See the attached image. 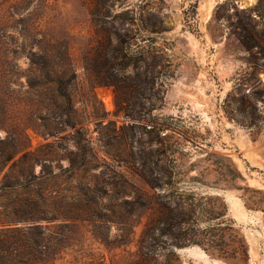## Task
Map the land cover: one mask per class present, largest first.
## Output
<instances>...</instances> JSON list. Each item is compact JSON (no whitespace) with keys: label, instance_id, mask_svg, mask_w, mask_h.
Listing matches in <instances>:
<instances>
[{"label":"rangeland","instance_id":"374dc122","mask_svg":"<svg viewBox=\"0 0 264 264\" xmlns=\"http://www.w3.org/2000/svg\"><path fill=\"white\" fill-rule=\"evenodd\" d=\"M111 11L122 13L124 60L136 67L117 74L116 88L95 66L88 0H0V183H21L0 188V210L27 197L66 216L18 221L32 228L0 233L1 252L37 240L43 264H264V97L254 125L241 112L264 89V0H116ZM27 18L68 31L71 102L22 52L40 38L23 35ZM149 119L163 127L157 135L138 126ZM71 158L95 165L72 173ZM157 201L194 212L175 232L226 251L144 234Z\"/></svg>","mask_w":264,"mask_h":264},{"label":"trees","instance_id":"16d2710c","mask_svg":"<svg viewBox=\"0 0 264 264\" xmlns=\"http://www.w3.org/2000/svg\"><path fill=\"white\" fill-rule=\"evenodd\" d=\"M115 2L116 0H88V13L90 15V25L94 29V34L96 35V45L94 47L96 69L106 75V78L108 77V80L104 81L105 85H111L116 88L119 78L117 74L129 64H131L133 68L136 67L135 62L130 63V61L128 62L124 60L127 58L124 53V40L121 37L122 31L119 27V24L116 23V20L120 17V15H122V13L112 14L111 11L112 8H114ZM124 13L125 12H123V14ZM124 20H127V17H124ZM25 27L27 28L26 34H23L25 37H33L37 31L40 34V38H36L37 43L35 44V49L33 48L34 44H32L28 46V48L22 50V52H24L28 58L30 66H33L37 71L42 72L48 77L50 82L55 84L56 97H61L66 99V101L71 102L72 99L67 92L66 84L68 81H71L74 78L75 72L70 56V46L65 40L68 31L65 32L64 30H61L60 32H52L50 24H48L47 21L42 23L41 18H39L37 21L35 19L27 18ZM113 38L116 42L115 44H113ZM262 57L264 58V54ZM145 75L147 77V82L153 86V69H150ZM135 77L136 79L134 80L133 84L129 85V87L133 89L135 92L134 96L137 97L143 94V92L138 87L140 82V72H136ZM251 95H253L252 98ZM262 97H264V89L252 90L247 95V98L242 102L244 106L241 112L245 121L247 122V125L249 126L254 125L258 120L261 119L256 101ZM131 117H134V115H131ZM148 122L151 123L149 128H146L144 124H138V126H141L148 132L155 130L156 135L159 131L163 130V127L157 126V121L149 119ZM78 123L79 122L73 118L67 124L70 127L75 128V133H80V129L76 128ZM83 153L85 154L84 150ZM37 161L43 164L45 163L44 159H39ZM147 163V160H142L141 166L146 167ZM93 165L95 164H91V162L86 160H76L71 158L69 165L67 166V170H70L72 173L78 172V169L91 171L94 167ZM139 175L142 179V182L148 185L150 189L157 185L155 178H148L143 172ZM4 181H6V175L3 177L0 183V188L3 190L7 187L21 185V183L18 181L8 184H6ZM19 201L20 202H16L17 204L15 203L12 205V212L0 210V225L5 226L4 228H0V233H3L2 235L20 231L19 233L25 236L27 233L26 230H30L32 226L27 225L24 228L12 226L18 221L29 222L32 220H39L43 217H45L47 220H52L53 218L57 217H66L65 214H61V212L56 210L54 212H46L45 210L36 208L37 201L30 200L27 197L21 198ZM154 204L157 207L156 220L154 222H151L150 220L151 223L146 226L144 234L148 233L154 235V230H157L160 236H171L173 243L177 246H183L189 243H197L201 246H204L205 243H207L205 249L211 248L217 251H226L224 248L225 243L219 244L211 238H205V236V239H195V233L187 235L184 232H175V228L180 229L181 225H186L189 223L191 217L194 216V212L192 210H186L179 206V204H176V206H171L166 202L158 201L154 202ZM40 213H43L44 216H41ZM45 213H47V215ZM48 213L50 216H48ZM1 215H5L6 218H1ZM197 220H199V216H195L193 222H197ZM22 242L24 249L22 251H18V253H9L8 249H6L5 252H1L0 250V264L44 263L40 262L38 256L35 253V247L38 244L37 240H34V242L30 243L26 240Z\"/></svg>","mask_w":264,"mask_h":264}]
</instances>
